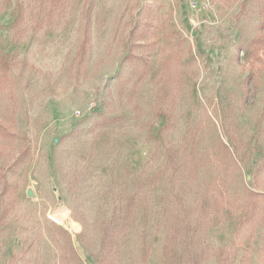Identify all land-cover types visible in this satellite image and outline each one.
Segmentation results:
<instances>
[{"label": "rangeland", "instance_id": "374dc122", "mask_svg": "<svg viewBox=\"0 0 264 264\" xmlns=\"http://www.w3.org/2000/svg\"><path fill=\"white\" fill-rule=\"evenodd\" d=\"M0 264H264V0H0Z\"/></svg>", "mask_w": 264, "mask_h": 264}]
</instances>
